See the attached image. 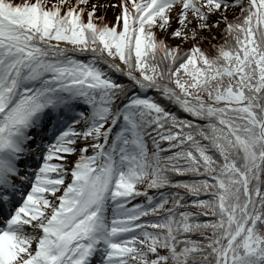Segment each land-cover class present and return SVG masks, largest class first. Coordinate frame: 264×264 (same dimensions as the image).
<instances>
[{"label": "snow or ice", "instance_id": "snow-or-ice-1", "mask_svg": "<svg viewBox=\"0 0 264 264\" xmlns=\"http://www.w3.org/2000/svg\"><path fill=\"white\" fill-rule=\"evenodd\" d=\"M46 3L0 0V264H264V0Z\"/></svg>", "mask_w": 264, "mask_h": 264}, {"label": "rangeland", "instance_id": "rangeland-1", "mask_svg": "<svg viewBox=\"0 0 264 264\" xmlns=\"http://www.w3.org/2000/svg\"><path fill=\"white\" fill-rule=\"evenodd\" d=\"M13 1H14V2H20V3H23V2H24V0H13ZM86 1H87V0H86ZM27 2L31 3V2H34V0H27ZM54 2H56V0H47L46 6H47L48 4H52V3H54ZM73 2H74V3H73ZM92 2H93V3H98V4H96V5H100V4H112V3H117L118 0H88L87 3H82V4L78 5V7H82V8H85V9H86V11H85L84 13H82V16H83V18H84L85 20L87 19V10L90 9V6H91ZM75 3H76V0H65V5H62V6H61V11L63 12V10H65V8H66L67 6H69L70 4H75ZM48 6H50V5H48ZM237 10H238L237 7H233L232 10L228 11L226 14H227V16L235 15L236 13H234V12H236ZM108 11H110V12H114V14H111V13H109ZM101 12L104 13V20H105V22H108L109 24H111V23L113 22V20H114L115 14H116L117 12H119V8L108 7V8L105 10V9H102V8H100V7L98 6L97 9H96V12L94 13V15H95V16H99V15L101 14ZM230 14H232V15H230ZM213 18H215V15L213 16ZM97 22H99V21H97ZM209 22H210V21H209ZM172 23H173V27H175V26H176V22L173 21ZM221 25H222V24H221ZM173 42H174V41H173ZM218 42H219V43H222V42H223L222 36H221V40H219ZM204 51L207 53V49H206V48L204 49ZM207 54H211L210 51H209ZM186 118H191V117H187V114H186ZM52 162H54V163H58L59 161L53 160ZM53 175H55V174L53 173ZM58 194H59V193H57V195H58ZM92 264H96V258H95V257H94L93 260H92Z\"/></svg>", "mask_w": 264, "mask_h": 264}, {"label": "trees", "instance_id": "trees-1", "mask_svg": "<svg viewBox=\"0 0 264 264\" xmlns=\"http://www.w3.org/2000/svg\"><path fill=\"white\" fill-rule=\"evenodd\" d=\"M12 2L13 3H20V2H14L13 0H12ZM48 5H51V4H48ZM47 5V6H48ZM238 11H239V9L236 11V12H234V13H238ZM109 13H111V14H114V12H110V11H108ZM235 14V15H236ZM230 15H232V14H230ZM235 15H232V16H228V19L229 20H231ZM223 27V24L221 25V28ZM213 32H215V34H216V39L215 40H212V44H219V40H221V36L223 35L221 32H220V30L219 29H213ZM205 35L207 36V35H209L207 32H205ZM169 43H174L173 41H169ZM201 48H202V50H204L205 48L207 49V53L210 51V53H211V48H210V45H209V43L207 42V41H203L202 43H201ZM187 47V46H186ZM185 116H186V114H184ZM185 178H187V177H185ZM150 191H152V190H150ZM205 219H207V217H204Z\"/></svg>", "mask_w": 264, "mask_h": 264}]
</instances>
